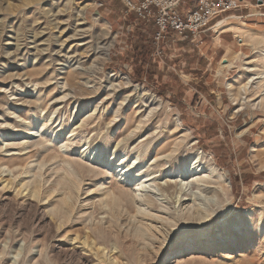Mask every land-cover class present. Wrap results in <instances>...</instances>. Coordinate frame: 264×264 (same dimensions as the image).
<instances>
[{
    "label": "rangeland",
    "instance_id": "rangeland-1",
    "mask_svg": "<svg viewBox=\"0 0 264 264\" xmlns=\"http://www.w3.org/2000/svg\"><path fill=\"white\" fill-rule=\"evenodd\" d=\"M100 2L0 0V264H264V28L170 34L157 54L152 21ZM197 153L229 182L161 195ZM108 186L131 214L107 211ZM136 186L163 220L136 215Z\"/></svg>",
    "mask_w": 264,
    "mask_h": 264
},
{
    "label": "bare ground",
    "instance_id": "bare-ground-1",
    "mask_svg": "<svg viewBox=\"0 0 264 264\" xmlns=\"http://www.w3.org/2000/svg\"><path fill=\"white\" fill-rule=\"evenodd\" d=\"M231 64H228V66H230ZM254 68V67H253ZM252 70H254V69H252ZM262 74H264V73H262ZM259 77V76H258ZM261 77V76H260ZM250 78H251V76H250ZM249 78V79H250ZM254 78V77H253ZM253 78H251L250 80H252ZM249 83V82H248ZM248 83L247 84H245L244 86H242V88H241V90L242 91H244V92H246L247 91V88H248ZM140 95V97H139V101L140 102H142V103H149L150 105L152 104V102H153V98H152V96H150V93L147 91V90H143V92L141 93V94H139ZM244 100V99H243ZM239 103V102H238ZM244 103V102H243ZM241 104V103H240ZM244 105V104H243ZM157 110L158 108L157 107H155V108H151V110H149L150 111V115H151V113H153L154 112V110ZM156 112V111H155ZM153 116H155V113L153 114ZM142 120V119H141ZM140 126L141 125H138V127L137 128H140ZM134 133V132H133ZM180 149V148H179ZM179 151V150H178ZM116 152H117V150H115V152H114V154H116ZM172 153V152H171ZM169 157H166V158H168L169 160H172V161H174L175 159H176V156L173 154V155H168ZM139 158V155H138V157H136V158H134V163L136 162V160ZM165 158V159H166ZM127 159H128V155H125V156H123V158H122V162L120 163V164H123V163H125L126 161H127ZM155 159H159V154H157L156 156H155ZM205 159H204V156L203 155H201V154H195V156H193V158L189 161V162H185L183 165H180L179 166V168L177 167L176 169H174V174L173 175H169L170 177L169 178H167L164 182H162V183H157V185H155V188L157 187L158 188V190L159 191H162V193H161V195H164L165 197H166V195L167 196H169V197H171V198H173V199H176L177 200V202H180V204H183L186 200H187V197L188 196H190V195H195V192H193V189L191 190V188H190V185L191 184H196L197 185V189L198 190H202L203 188V186L205 185L206 186V184H208V183H210L209 182V178H211V176H213L214 175V177L213 178H215L216 179V181H218V183H220V184H225V183H227V182H229V180L227 179V177L225 176V174H223V173H220V172H218V168L215 166V165H212V163L209 161H204ZM157 165H161L160 164V162H158V164ZM128 166V170L127 171H125V172H123V170H120V173L122 172L123 174V177L125 176V178H127V174L132 170V168H133V164H130V165H127ZM205 170H208V172H206ZM172 171H173V169H172ZM166 172H164V174H165ZM176 173V174H175ZM207 173V174H206ZM161 174L162 173H160V176H161ZM128 176H130V175H128ZM157 177H159V174H158V172H156V171H153V172H151V173H148L147 174V176L145 177L146 179H145V181H150V180H153V179H155V178H157ZM188 177H192L191 179L192 180H190V182H186V180H187V178ZM136 184H137V182H136ZM142 185V184H141ZM153 185V184H152ZM141 187H143V186H141ZM225 187V186H224ZM140 187H135L133 190H134V193L133 194H131L130 192H129V194H130V197H131V199L133 200V202L135 203H137V204H139L138 206L140 207V205L142 206V205H146L148 208H147V210L149 209H157V208H155L156 207V200L154 199V197L152 196V195H148V194H146V193H144L145 191H143V189L144 190H147V187H146V185L144 186V188L141 190V188L139 189ZM156 188V189H157ZM208 187H206L205 189H207ZM122 189V188H121ZM152 189V188H151ZM150 189V191H152ZM125 190V189H124ZM119 189H116V187H107V198H109L110 197V202L108 203L107 202V211L108 210H110V211H108V212H112V211H114L115 210V213H117L118 214V217L119 216H122L123 217V213L124 212H126L127 214H131L132 213V210H133V208H132V206H130V205H128V203H126V204H124L125 203V198L122 196V194L121 193H119ZM122 191V190H121ZM148 192V191H147ZM124 195H125V193H124ZM168 197V198H169ZM161 199V198H160ZM127 202V201H126ZM194 200H193V204H194ZM134 205V204H133ZM195 205V204H194ZM127 206V207H126ZM136 208V207H135ZM193 208V207H192ZM137 209V208H136ZM198 209V207L196 208V210ZM143 211L142 212V209L141 208H138V210H135L136 211V215L137 216H141V217H143L144 219H145V217H146V219L147 220H149V221H151V223L152 222H156V223H158V222H160V219L161 220H163V217L162 216H158V215H154L152 212H151V210L150 211ZM163 210V209H162ZM199 210V209H198ZM165 211H167V210H165ZM165 211H164V213H165ZM193 211H195V210H193ZM202 212V211H201ZM200 213V212H199ZM91 214V213H90ZM112 214V213H111ZM127 214H125V216L127 215ZM198 214V213H197ZM107 215H109V214H107ZM113 215H114V213H113ZM199 215V214H198ZM197 215V216H198ZM135 216V215H134ZM196 216V215H195ZM116 218V217H115ZM120 218V217H119ZM165 218V217H164ZM198 217H196V219H197ZM114 219V218H113ZM112 219V220H113ZM195 219V220H196ZM112 220H111V222H112ZM198 220V219H197ZM108 221V220H107ZM110 221V220H109ZM120 221V220H119ZM206 221H207V219L205 218V217H200L199 218V222H201V224L204 222V224H207L206 223ZM116 222V221H115ZM118 222V221H117ZM139 221H137V223H138ZM148 222V221H147ZM103 223V222H102ZM145 223V222H144ZM146 224L145 226L146 227H148V229H152V226H153V224ZM119 224V223H118ZM117 224V225H118ZM142 224V223H141ZM114 225H116V224H114L113 223V226ZM156 225V224H155ZM119 226V225H118ZM121 226V225H120ZM140 226V225H139ZM95 227V226H94ZM98 227V226H97ZM106 227V226H105ZM115 228H116V226H114ZM142 227V226H141ZM158 227V226H157ZM114 228V229H115ZM121 228V227H120ZM105 229V228H104ZM113 229V230H114ZM156 229V228H155ZM154 229V230H155ZM91 230V229H90ZM95 230H97V228L95 229ZM107 230V233L108 234H110L111 233V235L113 236V237H116L117 236V234L116 235H114V233L109 229V228H107L106 229ZM117 230V229H116ZM118 230H119V228H118ZM93 231V230H92ZM98 231V230H97ZM105 230H100V234H103L102 232H104ZM119 231H121V230H119ZM118 231V232H119ZM110 232V233H109ZM91 234H93V233H91ZM101 237L103 236V235H100ZM111 237V236H110ZM112 237V238H113ZM105 238V237H104ZM118 238V237H117ZM102 240H103V237H102ZM115 240H116V238L114 239V242H115ZM116 243V242H115ZM113 247V246H112ZM119 247V246H118ZM118 248H117V244L116 245H114V248H113V251H115V250H117ZM119 252V251H118ZM120 252H121V250H120ZM105 253V252H104ZM113 253V252H112ZM109 254V253H108ZM106 255V254H105ZM104 255V256H105ZM184 261H186V259H183V256L182 257H179V259H178V264H181V263H183ZM113 263V262H112ZM111 263V264H112ZM114 264H116V263H114Z\"/></svg>",
    "mask_w": 264,
    "mask_h": 264
},
{
    "label": "built area",
    "instance_id": "built-area-1",
    "mask_svg": "<svg viewBox=\"0 0 264 264\" xmlns=\"http://www.w3.org/2000/svg\"><path fill=\"white\" fill-rule=\"evenodd\" d=\"M127 12H134L146 22H154L156 53H161L162 42L170 34L197 39L209 30L220 15L244 6L243 0H196L184 8L187 0H121Z\"/></svg>",
    "mask_w": 264,
    "mask_h": 264
},
{
    "label": "crops",
    "instance_id": "crops-1",
    "mask_svg": "<svg viewBox=\"0 0 264 264\" xmlns=\"http://www.w3.org/2000/svg\"><path fill=\"white\" fill-rule=\"evenodd\" d=\"M102 1L103 3L102 2L100 3L101 5L103 4L104 8L107 11V0H102ZM243 1H244V6L226 12L220 15L212 22L209 30H207L205 33L201 35L200 37L201 40H199L200 42L199 47L202 48L205 46L204 37L213 36L214 34H218L217 38L221 40V36L225 32L233 33L235 38L239 37L240 33L242 34L247 33L248 31L246 29L253 24L264 28V0H243ZM120 2L123 4L121 0ZM255 2H257L256 5ZM106 17H107V12H106ZM249 36L250 35H248V37ZM240 40L242 39L240 38ZM217 45H221V44H217Z\"/></svg>",
    "mask_w": 264,
    "mask_h": 264
},
{
    "label": "trees",
    "instance_id": "trees-1",
    "mask_svg": "<svg viewBox=\"0 0 264 264\" xmlns=\"http://www.w3.org/2000/svg\"><path fill=\"white\" fill-rule=\"evenodd\" d=\"M137 16V15H136ZM138 20H140L141 21V19L140 18H138ZM142 21H144V20H142ZM151 26L153 27V28H155V26H154V23L153 22H151ZM137 48L139 49V51H140V53H139V55H141V56H145V54H147V53H149L150 52V50L146 47V46H141L140 47V45L139 44H137Z\"/></svg>",
    "mask_w": 264,
    "mask_h": 264
}]
</instances>
